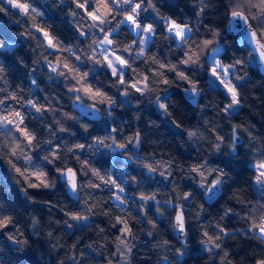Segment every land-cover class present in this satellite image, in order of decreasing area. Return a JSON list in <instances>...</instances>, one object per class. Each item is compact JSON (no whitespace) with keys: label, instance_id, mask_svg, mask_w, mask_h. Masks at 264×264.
Masks as SVG:
<instances>
[{"label":"clouds","instance_id":"9594fccd","mask_svg":"<svg viewBox=\"0 0 264 264\" xmlns=\"http://www.w3.org/2000/svg\"><path fill=\"white\" fill-rule=\"evenodd\" d=\"M0 264H264V0H0Z\"/></svg>","mask_w":264,"mask_h":264},{"label":"trees","instance_id":"16d2710c","mask_svg":"<svg viewBox=\"0 0 264 264\" xmlns=\"http://www.w3.org/2000/svg\"><path fill=\"white\" fill-rule=\"evenodd\" d=\"M21 74H22V70H21Z\"/></svg>","mask_w":264,"mask_h":264}]
</instances>
